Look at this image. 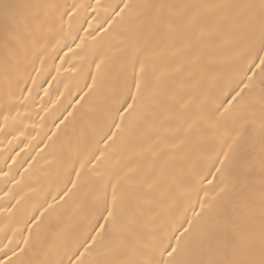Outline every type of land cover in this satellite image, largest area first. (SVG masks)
<instances>
[{
    "label": "snow or ice",
    "instance_id": "obj_1",
    "mask_svg": "<svg viewBox=\"0 0 264 264\" xmlns=\"http://www.w3.org/2000/svg\"><path fill=\"white\" fill-rule=\"evenodd\" d=\"M63 48L104 125L0 264H264V0H0L5 123Z\"/></svg>",
    "mask_w": 264,
    "mask_h": 264
},
{
    "label": "bare ground",
    "instance_id": "obj_2",
    "mask_svg": "<svg viewBox=\"0 0 264 264\" xmlns=\"http://www.w3.org/2000/svg\"><path fill=\"white\" fill-rule=\"evenodd\" d=\"M56 2L71 5L74 2L95 3V0ZM102 3L117 5L121 0H102ZM88 11L91 12V9ZM88 19L91 20V16ZM84 26L87 27L86 24ZM80 35L84 33L80 32ZM69 46L74 48L71 40ZM101 55H104L102 49ZM81 67L80 58L63 48L54 60L46 59L43 67L36 64L35 70L30 65L20 69L26 78L29 74L31 76L29 82L20 87L32 91H25L23 96L28 99H21L16 105L19 115L16 109L11 110L7 123L0 115V173H3L0 175V247L8 244V238L13 240L8 248L16 247L25 221L43 211L40 206L47 207L46 200L54 205L57 202L63 204L59 198L53 201L52 196L64 189L69 177L76 179L72 169L77 158L83 159L81 154H87L95 146V139L104 122L98 110L99 96L86 95L89 92L85 87L87 71H79ZM92 72L95 73V68ZM33 80L35 83H32ZM87 83L91 84V80ZM3 94L4 81L0 74V112L6 111ZM75 166L79 167L78 164ZM72 195L69 193V196ZM46 215L52 223L61 221V227L68 230V238L79 232L76 222L67 220L61 208L56 207L50 210V215ZM23 236L28 238V233L23 231ZM41 238L51 239L47 224L41 229ZM23 246L20 244V247ZM4 251L7 255L0 252V261L12 257L7 248Z\"/></svg>",
    "mask_w": 264,
    "mask_h": 264
}]
</instances>
